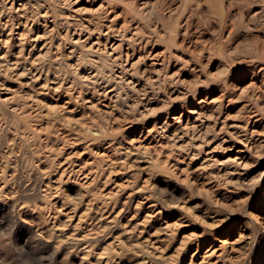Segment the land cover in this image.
I'll list each match as a JSON object with an SVG mask.
<instances>
[{"label": "rangeland", "instance_id": "1", "mask_svg": "<svg viewBox=\"0 0 264 264\" xmlns=\"http://www.w3.org/2000/svg\"><path fill=\"white\" fill-rule=\"evenodd\" d=\"M73 1L0 17V264H264V0ZM111 23L130 86L64 41Z\"/></svg>", "mask_w": 264, "mask_h": 264}, {"label": "bare ground", "instance_id": "2", "mask_svg": "<svg viewBox=\"0 0 264 264\" xmlns=\"http://www.w3.org/2000/svg\"><path fill=\"white\" fill-rule=\"evenodd\" d=\"M54 1L59 6H63L69 10L70 9L72 10L74 7L77 6V1H73V0H54ZM16 2H17V0H0V17L3 16L4 14L9 15L12 12L20 14L21 13L20 11L25 8L26 4L21 3L19 5V7L16 9V11H14ZM36 6H37L36 8L38 9V5H36ZM42 12H44V11L43 10H41L40 12L37 11V15L42 13ZM74 13H75V11H74ZM43 14L44 15L39 16L40 19L43 18L45 16V14H47V12L46 13L44 12ZM9 20H10V18H9ZM36 22H38V16H37ZM8 25L10 27V30H12V28L15 25V24H13L12 18H11ZM33 26H34V23L29 27V32L32 33L31 36L26 38V41H28L29 43H31L33 45L32 50L38 46L37 43H38V41H40V36H38V34L35 31H33V28H34ZM114 26L115 25H113V23H111L105 27L106 28L105 31L102 30L101 28H98L95 31V30H91L90 28H88L87 26L84 25V27H82V29L80 30V32L78 33L76 38L73 37L75 33H70L67 31L64 41L67 42L66 45L69 46L70 48H73V49L80 48L81 50H83L85 52H90L93 56V62L94 61H103V60L105 61V57L107 59H113L112 63L115 65V69H113V72L116 75H112V77H109V78H111L113 80L118 79L119 85L121 83V85L130 86L133 83L130 80L131 78L129 75L130 70L132 68H130V66L128 65V62L133 55H130L129 51H127L126 53H123V51H122V48H125L124 47V41L126 40V35L124 33L117 32V33H119L118 34V37H120L119 40H117V38L110 39L111 36L114 35V31L116 32V29ZM95 34H97L98 36L94 40L93 37ZM11 39H12L11 37L3 38L0 36V43H3L6 46H8L10 44ZM0 58L5 59V56H2ZM2 63H4V64H2ZM140 63L144 64V62H142V61H139V64ZM137 64L132 63L131 67H134ZM0 66L4 68V72H5L4 74L6 75L7 72L10 71L12 64H10L9 61H2V59H0ZM25 73L31 74L32 76L29 80L30 81L33 80L35 83L42 76L41 71L34 68V67L22 69L21 74H25ZM100 73H102V72H96L91 77H93L95 80H97L100 77L99 75H101ZM103 76H104V74H102V77ZM102 80H103V78L99 79L98 81H102ZM27 103H29L28 108L35 107L33 105V102H27ZM190 115L192 116L193 119H190L189 121H187L185 125L182 126V124H180L181 121L177 122L178 127L175 128L176 132L173 133V136H176L180 132H182L184 134L188 133L189 131H191L192 133L200 132L201 127L203 126V122H202L201 118L204 117L205 111H202V110L192 111L190 113ZM225 125H226V123L225 124L223 123V126H222L220 131H222V129L224 130ZM226 127L228 128V126H226ZM232 127L235 129L237 127V125H235V126L233 125V126H231V128ZM254 132L255 131H251L250 134H252ZM166 133H167V129L165 127L164 131H162L161 137L165 138ZM226 133L229 134L230 132L227 130ZM29 134L32 136L33 139L38 135L36 130H32V129L29 130ZM32 138H31V140H33ZM167 138L169 139V137H167ZM21 141H22L23 145H25V143H28L29 146H31L29 143L30 140H29L28 136L27 137L25 136V134H24V136H22ZM171 141H172V139H171ZM191 142H194V141H192V140L190 141V144L192 145ZM193 145H194V143H193ZM31 151H32L33 157L31 160H24L25 161L24 165L28 170L33 171V169H35V168L38 169V164H35V163H37V161H35V159H36L35 153H38V150L34 149ZM244 152L245 151L238 149L236 151L235 157L229 158L228 161L233 163L235 166H239L243 162ZM18 155H19L18 158L21 160V156L23 155L21 150L19 151ZM93 175L95 176V174H93ZM89 176H91L90 173L88 175H84V177H83V179L85 180L84 183H87L89 181ZM93 181H94V179H92L89 182V184L93 183ZM84 183H82L81 185L85 186ZM14 193L15 192L12 191V194H11L12 198L16 197V195ZM21 204L19 205V210H18L19 216L22 217V219H27V217H26L27 213L23 212V210L27 209L29 206H27L26 204H23V203H21ZM72 236L73 235H70V236L65 235V236H63L62 240L67 241L70 238L74 239V236L73 237ZM60 243H62V242L60 241ZM222 245H224V244H222Z\"/></svg>", "mask_w": 264, "mask_h": 264}]
</instances>
